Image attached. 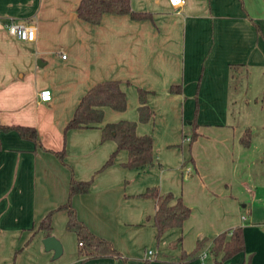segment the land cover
<instances>
[{
  "label": "crops",
  "instance_id": "1",
  "mask_svg": "<svg viewBox=\"0 0 264 264\" xmlns=\"http://www.w3.org/2000/svg\"><path fill=\"white\" fill-rule=\"evenodd\" d=\"M79 2L0 0V123L32 127L38 138L0 132V264H212L200 253L186 256L198 238L235 227L243 230L245 250L223 264H264V0H184L177 9L168 0H130L132 10L151 18L104 14L96 25L77 17ZM8 17L31 24L35 39L11 36L3 26ZM108 80L120 81L126 108L103 107L98 127L136 122L137 135H151L160 170L122 167L124 150L99 170L116 143L101 142L98 127L64 131L81 97ZM171 85L180 91L170 93ZM138 88L149 92L153 111L145 123L138 121ZM43 89L49 102L38 100ZM246 129L248 147L240 142ZM71 177L92 179L71 205L119 256L79 261L65 211L50 221L61 257L43 250L39 222L67 201ZM151 187L190 209L180 229L156 243L155 202L137 197ZM169 243L177 250L168 251ZM145 246H154L153 259Z\"/></svg>",
  "mask_w": 264,
  "mask_h": 264
},
{
  "label": "trees",
  "instance_id": "2",
  "mask_svg": "<svg viewBox=\"0 0 264 264\" xmlns=\"http://www.w3.org/2000/svg\"><path fill=\"white\" fill-rule=\"evenodd\" d=\"M104 14L128 15L133 20L150 19V13L137 12L131 9L130 0H80L76 15L79 19L90 23L99 24ZM235 65L231 66V79L235 78ZM264 75V70H263ZM234 82V81H233ZM179 85H171L170 93H178ZM148 91L141 88L137 89L138 98V121L147 122L153 115V111L146 104ZM261 108L263 110L264 128V88L261 97ZM103 107H109L115 111H123L126 108V96L120 88V81L108 80L95 84L80 99L74 113L65 125L64 131L69 129L98 127L103 118ZM193 124V122H192ZM100 129V141L113 140L116 143V150L108 157L106 162L99 170H103L113 163L117 151L127 152V161L123 164L125 168H160L161 163L153 156V140L150 135H137L135 132L136 122L120 120L115 123H108L98 127ZM16 131L24 139L38 143L36 130L32 127L6 126L0 123V132ZM197 137L195 128L189 139L191 143ZM251 141V131L246 129L240 138L244 147H248ZM1 147V142H0ZM59 159H63L64 153L57 152ZM264 157V154H263ZM92 179L78 181L71 177L68 184L67 201L57 208L47 212L40 220L37 231H42L44 237L51 236V217L56 211H65L67 221L65 229L73 232L78 244V260L84 261L89 258L105 256H119V253L112 247L107 240L91 233L81 222L71 205V198L77 194H85L89 191ZM139 198L152 199L155 202L153 215V226L156 230L155 241L158 242L162 234L172 228H180L183 222L189 217L190 209L183 203L181 198H174L172 193H160L158 188H147L138 195ZM29 240L25 243L27 245ZM210 243V244H209ZM209 244L207 253L212 259V264H223L234 255L245 250L243 230L235 227L224 231L213 237H201L196 240L194 250L187 254V257L194 258L203 251ZM23 247L18 249L20 252ZM243 264H248L243 263Z\"/></svg>",
  "mask_w": 264,
  "mask_h": 264
},
{
  "label": "built area",
  "instance_id": "3",
  "mask_svg": "<svg viewBox=\"0 0 264 264\" xmlns=\"http://www.w3.org/2000/svg\"><path fill=\"white\" fill-rule=\"evenodd\" d=\"M168 3L173 9H177L181 7V5H183L184 0H168ZM3 26L11 36L15 37L19 41L32 42L35 39V29L29 23L23 21H16L15 19L8 17L4 20ZM64 57L65 56L63 55L62 58ZM38 100L40 102H49L51 100L50 90L43 89L39 91ZM207 250L208 249H204L199 254V259L202 262L208 256ZM145 255L147 259L149 260L153 259L152 250H147Z\"/></svg>",
  "mask_w": 264,
  "mask_h": 264
},
{
  "label": "water",
  "instance_id": "4",
  "mask_svg": "<svg viewBox=\"0 0 264 264\" xmlns=\"http://www.w3.org/2000/svg\"><path fill=\"white\" fill-rule=\"evenodd\" d=\"M42 245H43V248L45 251H52L53 252L52 257L54 260L57 259L62 253L61 244L53 236L43 238L42 239Z\"/></svg>",
  "mask_w": 264,
  "mask_h": 264
},
{
  "label": "rangeland",
  "instance_id": "5",
  "mask_svg": "<svg viewBox=\"0 0 264 264\" xmlns=\"http://www.w3.org/2000/svg\"><path fill=\"white\" fill-rule=\"evenodd\" d=\"M137 124V123H136ZM151 136V135H150ZM183 145V147H182V149H183V152H186V149L188 148L187 147V145L186 144H182ZM177 147H179V145H177ZM180 148V147H179ZM184 149H185V151H184ZM157 161H159V160H157ZM160 162V161H159ZM161 163V162H160ZM122 167H124L123 165H122ZM125 168V167H124ZM162 168V164H161V167L160 168H156V167H154L153 169H156V170H160ZM147 169V168H146ZM173 229V228H172ZM177 229H180V228H177ZM155 234H156V231H155ZM155 234H154V243H156V241H155ZM181 239V240H180ZM177 241H178V243H180L181 241H182V237L181 236H179V238L177 239ZM159 242V241H158ZM177 243V244H178ZM176 244V245H177ZM168 246V248H167V250L168 251H170V252H174V251H176L177 250V248H175L176 246H174V244L173 243H169V245H167ZM145 248V250L147 251V250H152L153 252H155V250H154V246H152V247H149V246H145V247H143V249ZM43 250H44V248H43ZM45 252V251H44ZM48 253V252H47ZM162 253V250H160V251H158V254H161ZM51 254V256H53V253H50ZM160 256V255H159ZM158 256V257H159ZM61 257V256H60ZM142 259H143V257H141ZM157 258V257H156ZM158 259V258H157ZM159 259H161V258H159Z\"/></svg>",
  "mask_w": 264,
  "mask_h": 264
}]
</instances>
